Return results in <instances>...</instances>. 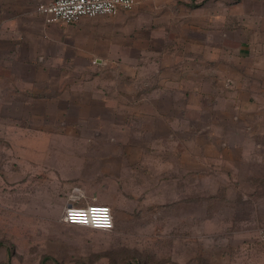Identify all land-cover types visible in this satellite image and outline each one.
<instances>
[{
  "label": "rangeland",
  "instance_id": "1",
  "mask_svg": "<svg viewBox=\"0 0 264 264\" xmlns=\"http://www.w3.org/2000/svg\"><path fill=\"white\" fill-rule=\"evenodd\" d=\"M166 1L162 6L159 0H137L121 12L130 24L127 32L116 25L121 46L111 59L84 57L90 67L83 71L70 65L36 76L41 91L45 78L62 85L82 80L83 104L73 95L66 105L36 97L26 105L24 96L0 105V264H191L192 256L210 257L214 264L226 256L261 263L259 232L252 230L264 217V97L237 86L231 67L203 73L173 67L172 61L163 65L153 56L163 66V82L152 96L141 87V71L137 77L125 73V66L146 62L141 49L186 51L172 40V19L185 0ZM204 1L217 12L219 0ZM222 1L230 50L236 13L251 12L252 0ZM192 5L183 7L198 9ZM103 19L106 34L110 22ZM86 32L85 37L95 33V25ZM212 35L214 46L219 39ZM206 38L197 36V45L203 48ZM25 127L62 134H45L44 149L34 151L22 141ZM225 160L232 167L221 164ZM241 160L249 162L237 168ZM73 188L81 191V206L110 208L111 231L61 221ZM242 224L253 228L240 231Z\"/></svg>",
  "mask_w": 264,
  "mask_h": 264
},
{
  "label": "crops",
  "instance_id": "2",
  "mask_svg": "<svg viewBox=\"0 0 264 264\" xmlns=\"http://www.w3.org/2000/svg\"><path fill=\"white\" fill-rule=\"evenodd\" d=\"M184 2L178 9L176 19H172L176 27L172 40H177L182 44L183 49L187 47L186 51L166 55V52L163 54L162 51L151 48L141 49V54L149 57V60L146 57V62L144 61L140 67L125 66V73L128 76L131 73L132 77H137L141 71L139 74L143 79L141 87L145 90L146 95L152 96L151 94L155 90H159L163 82V66L154 62L153 56L160 57L159 61L163 65L166 61H172L175 65L173 67H187L189 69H192L191 67L196 69L197 67L199 72L202 71L203 73L211 71V67H231V71L233 70L235 73L231 79L235 80L237 86L239 83L240 88L253 89L252 97L257 96L256 99L264 97V0H252L250 3L251 12L236 13L239 21L236 22L235 20L236 35L233 44L230 45V50L227 47L229 43L228 30H225L231 29L229 25H226L228 18L227 3L222 0L215 2L218 4L216 15L208 5L211 1L205 2L203 0L196 3V0H185ZM190 2H193L194 5L192 6L198 9L187 11V7L183 6L190 4ZM160 3L168 4L166 0H159L158 4ZM238 4L239 2L235 5ZM176 7L173 9H176ZM202 7L203 11H201ZM119 15L121 13L116 16L84 18L71 25H47L42 17L34 11L33 0H0V105L15 103L14 99L17 96H24L25 99L22 100V103L26 105L33 103L35 97L37 101L43 104L56 105L59 103L66 105L67 102H72L73 95L78 96V101L74 102L83 104L85 86L82 80H77L70 85H62L61 83H50V79L45 78L46 84L44 90L41 91L37 85L36 76L39 73L52 71L54 68L71 67L70 65L82 67L80 71H83V67H90L89 63L83 64L84 57L104 55L111 59L117 53L116 47L121 46L120 43L116 42V25L127 32V27L129 28L130 24L124 19H120ZM103 18H109L107 22H110L108 23L109 27L106 28V34L104 26H101V23L104 22ZM213 20L217 21L215 22L217 23L216 26L211 24ZM90 24L95 25V33L91 32L90 36L85 37L88 34L86 30L89 29ZM212 33L219 39L214 46L210 41V36H213ZM202 34L203 36L208 35V39H204L203 48L197 45L196 42L197 36ZM154 37V31H150L148 40L152 41ZM127 45L128 42H125L124 48ZM136 59L137 57L134 58V61ZM95 61L100 63V58H95ZM20 68H26L24 70L26 75H21ZM73 70L76 71L77 69L74 68ZM120 73L124 72L120 70ZM255 88L258 91H255ZM98 102L102 103L101 100ZM60 114H64V112ZM261 114L259 113L257 116L262 117ZM1 117L4 116L1 114ZM18 130H21V128H18ZM22 130H24L21 133L22 141L35 146L34 151L44 149L43 146L46 141L43 136L45 134L48 133L50 137L62 134L40 128L30 130L29 127H25ZM35 133L39 135L30 139V136ZM220 162L232 167L230 164L232 162L228 160ZM248 162L247 160L236 161L237 168H239L238 166H245ZM252 162L254 163V161ZM70 192L67 204L82 205L77 198L80 196L81 191L73 188ZM242 198L245 199V196L243 195ZM260 220V227L252 230L253 227H250L249 224L246 229L248 231H259L260 228L264 227V217ZM243 223H245L244 220ZM245 226L243 224L239 225L238 229L241 228L240 231L246 230L243 228ZM219 259V264H263L264 262L263 257L261 263L258 258L248 257L226 256ZM188 260L191 261V264H214L210 257L197 260L195 256H192ZM175 264L179 263L175 262Z\"/></svg>",
  "mask_w": 264,
  "mask_h": 264
},
{
  "label": "built area",
  "instance_id": "3",
  "mask_svg": "<svg viewBox=\"0 0 264 264\" xmlns=\"http://www.w3.org/2000/svg\"><path fill=\"white\" fill-rule=\"evenodd\" d=\"M34 11L47 25L76 24L81 19L99 16H116L136 5V0H33ZM78 200V199H77ZM64 224L108 232L113 229V215L108 206L68 203L63 209ZM259 239L264 258V228L259 230Z\"/></svg>",
  "mask_w": 264,
  "mask_h": 264
}]
</instances>
